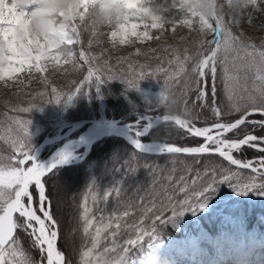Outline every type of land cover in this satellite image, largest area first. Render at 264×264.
Instances as JSON below:
<instances>
[{
  "label": "snow or ice",
  "instance_id": "snow-or-ice-1",
  "mask_svg": "<svg viewBox=\"0 0 264 264\" xmlns=\"http://www.w3.org/2000/svg\"><path fill=\"white\" fill-rule=\"evenodd\" d=\"M45 2L54 5L56 0ZM124 3L134 11H126L117 16L116 27L109 33L111 47L119 49L127 46L134 49V52L115 57L113 63L111 56H104L103 52L97 56L81 50L79 60L88 65L87 75L76 83L88 87L89 91L83 94H91L93 84L95 92L99 93L104 83L112 81H120L128 89L138 90L137 81L149 74L148 69H152V75L162 74L168 95L161 93L160 102L165 107H170L174 100H169V96L174 97L175 92L186 85L185 78L190 69L193 83L197 85L196 106L209 108L215 120L209 126L198 127L194 122L181 119L178 115L166 114L155 118L150 115L129 126V138L134 150L114 168V172L120 173V179L102 193L104 205L114 200L117 208L123 206L122 214L114 208L108 213L105 223V210L99 208L97 197L92 196L90 205V192L86 190L82 196L80 218L83 232L90 235L92 244L83 253L84 264H93L90 257L93 250L99 247L102 231L111 247L106 246L102 253H97L95 264H147L146 260L137 261L130 255L133 250L143 251L145 237L151 241L147 255L152 257L153 264H158L152 253V242L158 238L159 229L185 211H203L209 198L221 184L227 183L238 194L257 191L264 195V136L249 131L241 132L246 125H259L264 129V40L257 43L251 37H246L242 29L238 33L232 30L233 26L240 24L237 16L243 17L244 9L264 11V0H228L229 10L237 14L231 21L225 20L223 6L218 5L216 0H179L178 10L172 13V18H166L154 11L152 0H124ZM116 5L104 0L102 10L107 13L106 25L111 24V10ZM35 7L33 4L32 8ZM176 7V3L170 6ZM163 8L165 11L170 9ZM51 11L47 8L17 11V17L27 16L29 13L33 17H40L41 29L45 33L44 40L28 38L27 31L21 35L15 27L10 26L11 20L0 23V81H4L6 87L12 88L14 85L8 82L14 81L19 90L24 84L23 79L18 76L20 73H28V79L31 80L33 72L44 73L47 66L59 64L61 57L65 63L72 61L74 50L70 46L80 43L77 40L79 29L73 28L69 32L62 26H53L44 19L51 15ZM176 15L183 18L177 21ZM134 18L150 23H143V31H140L141 24L135 22ZM251 22L252 13L248 12L247 23L251 25ZM177 23L189 30L187 38L179 37L181 41H185L183 48L168 44L164 35L166 24L172 25L175 32ZM92 29L95 40L89 41V47L94 42L103 43L101 37L104 33L100 31L96 21L92 22ZM150 29L157 30L156 34L153 35ZM50 35L60 37L63 43L54 42ZM148 41H155L158 46H138ZM189 43L193 45L191 51L187 46ZM61 47H66V52L60 51ZM140 57H143L145 63L139 62ZM72 66L75 68L77 64L73 63ZM122 68L125 71L120 73ZM135 68H140L141 72L133 79L136 75ZM129 69L133 70L131 74ZM117 76L120 77L119 80L116 79ZM38 79L47 84L46 77L40 76ZM217 81L222 85L224 93L222 107L217 103ZM51 92L56 96L55 103H60L57 88L53 87ZM80 93L81 87L77 86L75 92L67 96L66 103H71ZM26 94L32 95L31 91ZM12 95L19 99L16 92ZM40 99H43L42 94ZM22 103L23 100H19V103L6 102L7 110L3 113L4 118L0 120V128L3 130L0 140L11 149L6 157L0 156V264H36L21 251L18 235L20 232L29 236L32 245L38 248L39 264H72L66 259L64 252L57 248L59 220L52 210V200L46 189L59 167L66 164L72 154L63 150L47 165L37 162L31 144V120L23 119L20 115L31 112L37 106L34 100H30L27 107L19 106ZM254 115L261 118L249 119ZM228 117L232 119H227ZM154 120L172 121L187 137L199 138L201 142L196 146H177L170 143L145 145L142 137L153 129ZM229 133L237 135L238 138H232ZM245 147L253 148L261 155L255 159L237 158L234 153L241 152ZM149 153L161 156H191L195 166L184 165L177 171V161L173 160V167L165 172L145 158ZM214 156L221 158L222 162H211V157ZM202 157L208 159H201ZM232 166L248 170V179L238 178L240 174ZM141 168L147 169L151 175V186L131 187L129 180ZM92 183L95 184V181ZM97 210L100 212L99 217L95 215ZM130 215L139 217L136 227L140 230L135 239L127 238L118 242V237L122 235L120 221ZM145 221H151L150 229L142 227ZM98 223L103 228L95 227ZM93 228L95 234L91 235L90 230Z\"/></svg>",
  "mask_w": 264,
  "mask_h": 264
},
{
  "label": "rangeland",
  "instance_id": "rangeland-1",
  "mask_svg": "<svg viewBox=\"0 0 264 264\" xmlns=\"http://www.w3.org/2000/svg\"><path fill=\"white\" fill-rule=\"evenodd\" d=\"M87 1L88 0H80L82 8L80 10L79 17L74 18V24L72 25V29L73 28L79 29L77 33V40L78 42H80L78 44L83 48V49H80V51L83 50V51H86L88 53H91L97 56H100L102 49H103V52L105 51V53H103L104 56L108 54L118 55L119 53L122 55H126L129 52H134V49L128 48L127 46H121L119 49L112 48L110 37H109V33L111 30L107 26H105L102 29L104 36L101 37V39L105 43L96 44L94 42L92 46L89 47V41L95 40V38L92 36V30H93L92 22L94 20L91 16H88V13L85 10L84 3H86ZM153 1L154 0H152V2ZM101 2L104 3V0H101ZM108 2L113 3V4H118V3H121V0H108ZM218 5L223 6V14L225 16V20L231 21L233 19V16L237 15L236 13L231 12L229 10L228 0H220V2H218ZM143 6L147 7V4H144ZM170 9L169 11H166L161 15H163L166 18L167 17L172 18V13L176 12L178 10V7H176L175 9L177 10H174L173 12H171ZM248 12L252 13L251 25L247 23V13ZM182 18L183 17L181 15H176L175 17L177 21L181 20ZM237 18L240 19V24L238 26H233L232 29L235 32H239L242 29L244 33L251 32L252 35H258L257 36L258 40L259 39L264 40V16L259 17L258 14H255L254 11H251L248 8V9H244L243 17L237 16ZM135 22L141 24V27L139 29L140 31H143V23H150V21L141 22L139 20H135ZM150 31L152 32L153 35H155L157 30L150 29ZM187 32H188V29L184 28L179 23H177L175 26V32H173L172 30V25L170 24L165 25L164 34H167V39L169 40V44L171 43L174 46L177 43L178 45L181 44V46H179L180 48H183L185 45L182 44L184 41H181L179 37L183 36L187 38L189 36V33ZM147 43H150L153 47L158 46L155 41H148L146 42V44ZM146 44L138 45V46L143 48V47H146ZM178 45L176 47H178ZM114 50H118V51L114 52ZM80 51H78L76 54L78 57L77 60L72 59V61L65 63L64 58L61 57L59 64H55L54 66H47L46 71L44 73L33 72L31 74L32 75L31 80L28 79V76H29L28 73L18 74L19 78L23 79L24 81V84L20 86L19 90L15 87L14 81L8 82L9 84L14 85L12 88L6 87L4 84V81H0V107H1V111H0L1 119L0 120L4 118L3 113L7 110L6 102L19 103V100H23L24 103L19 104V106H23V105L25 106L26 104H28L30 100H34L35 103H40V105H46V101L44 102L43 100L41 102L40 100H38L39 97H36L38 95L36 94L38 90L48 88L51 83L58 84L60 85L61 88H68L70 87V84H72V82H70L72 78L77 77L78 79L77 82L82 80L83 77L87 75V69L84 67L85 66L84 62L79 60ZM140 59L142 60V62H145L143 58L140 57ZM73 63L77 64L75 68H73L72 66ZM45 64L47 65V62H45ZM57 66L58 67L60 66V71L62 70L61 72H58L57 74L59 78L56 76L55 78L56 80L53 79V80L47 81V84L40 82L38 77L46 76V75L52 77V75H54L55 73V69L57 68ZM64 69H68L69 72L64 71ZM209 85H210L209 87V95H210L211 93V82L210 81H209ZM77 86L81 87V91L83 90L82 91L83 93L89 91L86 85L81 86L75 83L73 87L71 86L72 88L69 90L68 95H71L73 92H75V88ZM196 87H197L196 84L192 88L190 87V89H192L191 91L195 92L194 96L191 99L186 98L181 103V108H180L181 111L184 112L185 109L187 110L186 113H191L193 111L194 106H196V101H195ZM24 89L31 91L32 95L31 96L27 95L24 92L25 91ZM20 91H23V93L19 94ZM154 91H155V95L158 96V94H156L157 90H154ZM13 92H16L18 94L17 96L19 99H17V97L11 96V93ZM91 92L92 93L88 95L83 94L84 101L86 104L85 114H92L91 117L94 116V111H95L94 101L96 100L98 102V107H100L101 110H102V106L100 102L102 98L103 100H105L107 108L109 110V111L106 110V113H109L110 115L115 114V111H116L115 108L113 107L114 106L113 97L118 96L125 101L127 100V98L123 95V93L120 90H118L116 87H114L113 85L109 83L107 84L106 87H103V89L99 93L95 92V85L93 84ZM101 93H102V97H100ZM80 94H77L73 98L71 103H66L68 95L66 96V98L62 99L60 103L62 104L63 111L69 110L71 106H73V104L75 103L76 99L79 97ZM186 95L188 96V93H186ZM130 102L131 101H127V103H130ZM82 110L83 108L80 107L79 112H81ZM37 112L41 113L40 111H37ZM126 114H128V112L125 113L123 116H125ZM83 116H86V115H83ZM108 131L109 130H106L105 132H102L94 136L92 140V142L96 141V144L98 145V147L100 146V149L98 150L100 157L97 158L98 156L94 155L91 159L87 161V162L94 161L92 165H88V164L86 165L87 163L86 162L84 165L80 166L79 168H75L69 172H64L62 174H59L58 178L54 179L52 187H50V191H49L50 192L49 196L52 199L53 206L57 208V212L58 211L60 212V214L58 213L59 222L62 223V226H64L61 232V228H60L61 226L59 225L60 234H59V238L57 241V248L58 250L64 252L66 259H68L69 257L70 261L72 260V257L74 256L75 257L74 259L77 261L78 264H84L85 258L83 257V253L92 247L90 235H86L83 232V222L80 218L81 212H82V209L80 207L82 196L85 193V191L88 190L90 192L89 204L91 205L92 196H96L97 199L99 198L98 191H97V188L99 185L98 181L100 178L99 167L103 168L104 174L106 173V171H108L110 174L112 170L114 171V168L118 167L120 161L127 158L131 154L127 149L120 147V146L117 147L114 139H109L108 146H103V143L104 141L107 140V137H110ZM115 136L120 137L118 135H112L111 138ZM62 142L63 140H58L53 144L58 145ZM74 146L75 145H71L70 147L72 148ZM241 152H236L234 153V155L237 158L242 159V160L249 159V158L242 156ZM82 155L83 154H79L78 157H81ZM3 156L6 157L7 155H3ZM92 172L95 173V176L91 178ZM104 179L110 180L111 182L114 183L116 180H119L120 178L116 179L115 177H113L112 174H110V175L104 176ZM93 181H95V184L92 183ZM89 185H91V188H89ZM222 186L227 187V189H225V192H226L225 196L226 198L230 199V203L232 204L234 201L237 200V196L239 194L236 191L232 192L233 188L230 187L227 183L222 184ZM253 192H257V191H253ZM256 194H258V192ZM257 197H261V194L257 195ZM256 199L257 198H251V193L248 192L245 196V200L242 203L245 204L246 202H249V201H258ZM257 204L258 202H256V205ZM213 205H214V202L208 201L207 207L204 209L205 211L204 210L202 211V212H205L201 215L203 216L202 218L198 217L197 212L193 213L192 215L185 216L187 214V211H185L182 215H179L178 217H176V222L174 223L178 225L179 221H181V219L184 218V223L180 227L181 229H179L177 233L174 232V234L171 233V234H167L163 236H160V232H159L158 238L152 242L153 245L159 244L162 242L163 243L169 242V241L176 242V241L181 240L186 251L192 253L194 250L197 249L198 242H200L199 239L202 238L203 235L208 234L212 239H217L219 238V235H220L218 234V232L221 231L223 225H226V226H230L234 228L233 229L234 236L230 235V237L228 238L229 241L230 239L232 240V242H230L231 243L230 246L234 244V247H235V248L233 247L229 248V253L233 254L230 260H235L233 264H235L238 261H244L247 264L249 260H247L246 256L247 254H249V251L250 252L253 251L252 256L248 255L249 258L253 257L252 259L253 262H257V260H259V262H263L264 261V206L257 205L256 207L249 206V207L242 208V206L239 205L238 207H226L227 205H225V202L223 203L221 207H213ZM99 208H103L105 210L104 215H105V223H106L108 214H106L105 212L108 211L107 207H99ZM123 210H124L123 207H119L118 209H116V211L121 214ZM110 212L112 211H108V213ZM95 215L99 217L100 213L95 212ZM135 217L136 215H130L127 218L121 219L122 235L118 237V242L122 241L123 239H127V238L135 239L137 232L140 230L138 227H136V225L139 222V217L137 216L136 219ZM150 225H151V221H145L142 227L145 229H150ZM99 227L103 228V225ZM173 227L174 226L172 225V228ZM161 230L162 229H159V231ZM94 234H95V230L94 231L92 230L91 235H94ZM236 235H239V237H237ZM61 239L65 241L62 246H60ZM149 243H151V241L148 239V237H145L143 240V251L137 252L136 250H133V253H130V255L134 254L133 257L137 261L143 260L146 255V251L148 250ZM208 245L210 244L208 243ZM106 246L111 247L108 240L104 238V233L102 231L99 247L94 250L100 251L98 253H102L104 247ZM208 247L211 248L213 253L217 252V251L216 252L214 251V248H212V245ZM245 250H248L247 254ZM109 255H114V254H109ZM193 258H196V257H193ZM90 259L92 260L93 264H95L96 260L92 259V257H90ZM188 264H193V263L190 262Z\"/></svg>",
  "mask_w": 264,
  "mask_h": 264
},
{
  "label": "trees",
  "instance_id": "trees-1",
  "mask_svg": "<svg viewBox=\"0 0 264 264\" xmlns=\"http://www.w3.org/2000/svg\"><path fill=\"white\" fill-rule=\"evenodd\" d=\"M216 2L218 4V2H220V0H216ZM233 32H235V31L233 30ZM187 33H189V30ZM164 35H165L167 43L169 44V40L167 39V34H164ZM244 35L246 37H251L257 43L261 42V39L258 40V37H257L258 35H252L251 32H245ZM209 38H211V37H209ZM171 40H173V39H171ZM103 43H105V42H103ZM148 44H150V43H147L146 46ZM182 44L185 45V41ZM170 45H173V44L170 43ZM177 45H178V43L175 44V46H177ZM187 45L191 51L193 49V45L191 43H189ZM179 46H181V44L178 45V47ZM70 47H72L74 50L73 59L77 60L78 57L76 55L75 47L74 46H70ZM117 51L118 50H114V52H117ZM102 52H103V49H102L101 53ZM103 53H105V51ZM127 55L128 54L122 55L120 53L118 55L117 54L110 55L111 56V62L114 63L115 57H117V56H127ZM105 56H109V54L105 55ZM141 58H143V57H141ZM139 62L140 63L142 62V60L140 58H139ZM134 63H135V61H134ZM142 63H145V62H142ZM153 67H155V65ZM61 71H60V66L59 67L57 66V68L55 69V73H54V75H52V77L48 76V75H46L44 77L47 78V81H50L53 79L56 80L55 79L56 76L59 78V76L57 75L58 72H61ZM124 71L125 70L123 68L120 69V73H123ZM132 71H133L132 69L128 70V72L130 74L132 73ZM147 71L149 74L145 75L143 77V79H139L137 81L139 83V89L138 90L137 89H128L127 86L120 81H112L109 83V84L113 85L114 87H116L118 90H120L123 93V95L127 98V100L125 101L118 96L113 97V100H114L113 105L115 106L114 108L116 110L115 111L116 116L122 115L126 112L133 110V109H139V110L144 109V110H148L152 113L164 112V111L177 112L181 108V103L186 98L191 99L194 96L195 92L191 91L192 89H190V87L192 88L195 85V83H193L191 72L189 69V75L185 78L186 79V85L183 88H180L179 90H177L175 92L174 97L169 96V100H174V102H175V103L173 102L174 105H173V103H171L170 107H165L164 104L160 102L161 93L168 95V90H166L164 88L162 74L156 73L155 75H152L151 74L152 69H148ZM68 72H69V70H68ZM140 72H141L140 68H135V74L136 75L133 76L132 78L136 79L140 75ZM116 79L119 80L120 77L117 76ZM77 80H78L77 77L72 78L70 81V82H72V84H70V87H68V88H61L60 85L51 83L48 88L38 90V92H36V94H38L36 97H39L38 100H40L41 102L43 100H44V102L46 101V105H40V103H36L37 108H35L31 112H29L30 114L29 113H21L20 114L23 119H30L31 120L30 132H31V144H32L33 148L36 144L34 142H38L40 140V138L46 133V131L49 128V125H48L49 117L47 115H45V113L51 112L53 107L58 105V103H55L56 96L52 94L51 89L53 87L57 88V94L60 96V101H61L62 99H64L67 96V94L69 93V90L73 87V85L77 82ZM107 84L108 83H104L103 87H106ZM209 87H210V85H209ZM209 87H208V92H209ZM154 90H157L156 94H158V96L155 95ZM82 91H81V94L79 95V97L76 99L73 106H71V108L68 112V115H67L68 118L74 119V118L85 115V113H86L85 105L86 104L84 101ZM24 92L27 93L29 91L25 90ZM22 93H23V91H20L19 94H22ZM186 93H188V96L186 95ZM41 94L43 95V99H40ZM11 96H13L12 93H11ZM209 98H210V95H209ZM223 100H224L223 88H222V85L219 83V81H217V103L221 107L223 106ZM127 101H131V102L127 103ZM209 103H210V99H209ZM27 106H28V104H26L25 106L23 105L21 107H27ZM80 107L83 108V110L81 112H79ZM187 107H188V105H187ZM196 107L197 106H194V109L192 112H194V110H196ZM40 108H42V110ZM205 109H206L207 116L204 118H201L199 121H197L198 124H207V123H211L215 120V117L213 116V114L211 113L209 108L205 107ZM0 111H1V107H0ZM37 111H40L41 113H39ZM192 112L190 113V115H192ZM56 118H57V113H56V115H52L50 120H54ZM252 118H259L260 119L261 117L258 115H254V116L250 117L249 119H252ZM227 119H232V117H228ZM51 124H53V123H51ZM34 131H36V132H34ZM244 131L254 132V134H256L258 136H264V129H261L259 125H246L241 130V132H244ZM0 135H3L2 128H0ZM228 135L232 136V138H238V136L233 134V133H229ZM111 137L112 136L107 137V140L104 141L103 146H108L109 139H114L117 147L120 146V147L127 149L130 153L133 152L134 148L129 143H127L122 137H116V136L113 138H111ZM142 138L144 140H162L166 143H172V144H177V145H181V146L196 145L200 142L199 138L187 137L186 134H183L182 130L179 129V127L172 122H165V123H163L157 127H154L151 131H149L148 134H146ZM4 145L9 148V146L3 140H0V154H1V150H2L3 155L9 154L11 149L7 150V148H4ZM98 152L99 151H97L95 149V147L93 146V149L90 151L88 156H86V158L82 162H80L78 164L60 167L57 174L53 177L51 184H47V194L48 195L50 194V192H49L50 187H52L54 179L55 178L57 179L59 174H62L64 172H69L75 168H79L80 166L84 165L89 159H91L94 155L98 156L97 158H99L100 156H99ZM148 155L149 156L145 157V158L154 166H159L160 169L165 170V172L167 170H170L173 167V164H172L173 160L177 161V163L175 165L177 171H179L180 168L183 167L184 165L195 166L193 157L187 156V155H177V156H169V155L161 156V155H151V154H148ZM241 155L246 157V158H251V157H255L257 155H261V153H259L258 151H256L253 148L245 147L242 150ZM201 159L207 160L208 158L202 157ZM93 162L94 161L87 162L86 165L87 164L92 165ZM211 162L221 163L222 161H221V158H219L218 156H214V157H211ZM224 163H226V162H224ZM232 167H233L235 172H238L240 174V176L238 178L242 177L245 180L248 179V176L250 175V172L248 170L237 169V168H235V166H232ZM99 169H100V171H99L100 172V174H99L100 178L98 181L99 185L97 188L98 195H99V198L97 199L98 206L99 207H107L108 211H113L114 208L118 209L116 207L114 200H110L107 203V205L105 206L103 201H102V193L104 190H107L110 186H112L115 183V182L114 183L111 182L110 180L104 179V176L112 174L113 177L118 179V178H120V175H119V173L114 172L113 170L111 171V169H110V171H111L110 174L108 171H106V173L104 174L103 168L99 167ZM48 175L51 176V173H49ZM159 175H160V173L158 171L157 178H159ZM93 176H95V173L92 172L91 178ZM45 179H47V177ZM151 180H152L151 175L148 173L147 169L141 168L138 170L137 174L129 180V185L131 187H150L151 186ZM257 182H259V181H257ZM225 189H227V187H223L221 184L219 186V188L216 190L215 194L209 198L208 201L214 202L213 207H221L224 202H225V205H227V206H234V203H238V200L243 199V197L246 196V194H239L237 196V200L231 204L230 199L226 198V196H225L226 195ZM232 192H234V190H232ZM250 193H251V196H256L257 199H261L263 196V195H261V197H257V195H259V194H256L257 192H253V191H250ZM129 194L131 195V193H129ZM232 194H234V193H232ZM121 207H123V206H121ZM52 210H53L54 214L57 216V219L59 220L58 213L60 214V212L59 211L57 212V208L55 206H53V204H52ZM108 211L105 213L108 214ZM95 212H99V211L97 210ZM196 212L199 216H201V214L205 213L202 211H196ZM196 212L187 211V214L185 216L192 215L193 213H196ZM136 217H135V219H136ZM62 222H63V220H62ZM106 222H107V220H106ZM120 222L122 223V221H120ZM175 222H176V217L173 218L170 223H166L164 225V227L162 228V230L160 231V236L171 234V233L174 234V232L177 233V231H179V229H181L180 227L184 223V218L181 219V221H179L178 225L174 224ZM63 224H64V222H63ZM59 225L61 226L60 228H61V232H62V228H64V226H62V223H60V222H59ZM101 225L102 224H96L95 227H99ZM172 225L174 226L173 228H172ZM92 230L94 231L95 228L91 229L90 232H92ZM18 235H19V240H20V245H21V251H24L28 255L30 260H33L36 262V264H38V262L40 261V252H39L38 248H36L32 245L31 238L29 236L25 235L23 232L18 233ZM64 242L65 241H63L61 239L60 240V246H62ZM98 252H100V251L93 250V253L91 255L92 259L96 260V255ZM74 258L75 257L73 256L72 260H71L72 264H78ZM68 260H69V257H68ZM80 263H81V261H80Z\"/></svg>",
  "mask_w": 264,
  "mask_h": 264
},
{
  "label": "bare ground",
  "instance_id": "bare-ground-1",
  "mask_svg": "<svg viewBox=\"0 0 264 264\" xmlns=\"http://www.w3.org/2000/svg\"><path fill=\"white\" fill-rule=\"evenodd\" d=\"M5 0H2V2L0 3H4ZM16 0H13V3H15ZM153 3H156L162 7H169L173 4L176 3L177 7L179 6V2L178 0H154ZM250 9V8H249ZM171 12H173L174 10H177L175 8H171L170 9ZM251 11H254L255 14H258L259 17H263L264 16V11H257V10H253L250 9ZM35 17H33L31 15V18L29 15L27 16H23V17H18L16 20H11V25L17 29L18 32L23 33L24 31H27L28 33V38L32 37V31H33V24L36 23L38 25V27L41 28V24H40V20H35ZM5 19H3L2 17H0V23H4ZM74 24V20H72L71 25ZM71 30H72V26H71ZM37 40L39 39L38 37L36 38ZM115 107V106H113ZM106 110H108L107 105L106 104H102V110H101V118H94L93 123L87 128V130L84 132V134L81 136V141L83 143H86L87 141H90L94 138V136L105 132L106 130H112L113 128V123H114V117H109L106 114ZM186 109L183 111H181V109H179L176 113V115L180 116L181 119H189L188 113H186ZM197 116H199V119H197ZM206 109L205 107L201 108L199 106L196 107V110H194L193 115H192V119L195 123H198L197 121H199L201 118L206 117ZM250 118V117H249ZM252 119H259V118H252ZM97 120H100V122H98ZM104 121H106L107 124L104 123ZM86 121H84L83 123L80 124V127H83V125L85 124ZM117 132H121L119 131V129L117 130ZM124 134H127V131H122ZM69 135V134H68ZM77 138V137H76ZM72 139V138H71ZM73 140V139H72ZM93 145L95 147V149L98 151L100 149V146L98 147V145H96V141L93 142ZM177 145V144H175ZM179 146V145H177ZM93 149V147L91 148V150ZM34 153V151H33ZM1 156H3V154H0ZM52 158H48L46 159L45 162H41L42 164H49L52 161ZM119 166V165H118ZM47 189V186H46ZM232 227L230 226H226L223 225L221 231L218 232L219 238L217 239H212L208 234H205L202 236V238H200V242H198L197 245V249L194 250L192 253L186 251V249L184 248V245L182 243L181 240L179 241H169V242H162L159 244H155L153 245L152 248V253L154 254L155 258L158 261V264H188L190 262H192L193 264H233L235 262V260H230V258L233 256L232 253H229V248L230 247H234V244H232V246H230V242H232V240L230 239V241L228 240V238L231 236H234V232H233ZM236 232V231H235ZM237 237H239V235H236ZM233 239V238H232ZM203 240V241H202ZM208 243L210 245H208ZM212 248H214V251L216 253H213L211 248H209L208 246H211ZM217 246V247H216ZM149 250L146 251V255L144 257L143 260L147 261V264H153V259L152 257L148 256ZM248 250H245L246 254H247ZM253 255V251L250 252L249 254H247V260H249L247 262V264H263V262H259V260H257V262H253L252 258H249V256ZM196 257V258H193ZM245 263L244 261H238L235 264H243ZM246 264V263H245Z\"/></svg>",
  "mask_w": 264,
  "mask_h": 264
},
{
  "label": "clouds",
  "instance_id": "clouds-1",
  "mask_svg": "<svg viewBox=\"0 0 264 264\" xmlns=\"http://www.w3.org/2000/svg\"><path fill=\"white\" fill-rule=\"evenodd\" d=\"M35 4V8H32V5ZM89 13L94 21L97 22V24L100 26V31L107 26L110 30L112 28L116 27L117 23V16L120 13L126 12V11H134V9H129L125 6V3L123 0H121V3H118L115 7L111 10V24L106 25L105 24V17L107 13H105L102 10V3L101 0H98V2L94 5H89ZM32 9V11H38L39 9H51V15H48L47 17H44L47 21L51 22L53 26L60 27L62 26L65 31L71 30V22L73 18H78L80 10L82 8L80 0H56V3L54 5L46 3L45 0H16L15 3H13V0H5L4 3H0V17H2L5 20H16L17 17V11H24L25 9ZM153 9L158 14H163L165 9L154 3ZM61 13H63V16H61ZM29 16L31 18V13H29ZM35 20L40 19L39 16L34 18ZM23 35V33H20ZM32 37L33 39H36L37 37L41 40H44L45 33H43V30L38 27L36 23L33 24V31H32ZM50 39H52L56 43H63L61 38L58 36H51ZM62 52H66V47H61L59 49Z\"/></svg>",
  "mask_w": 264,
  "mask_h": 264
},
{
  "label": "water",
  "instance_id": "water-1",
  "mask_svg": "<svg viewBox=\"0 0 264 264\" xmlns=\"http://www.w3.org/2000/svg\"><path fill=\"white\" fill-rule=\"evenodd\" d=\"M128 124H125V125H122V126H117L115 128H112V130L108 131L109 134H112V133H117L119 134L118 132L115 131V129H122L123 127L127 126Z\"/></svg>",
  "mask_w": 264,
  "mask_h": 264
}]
</instances>
